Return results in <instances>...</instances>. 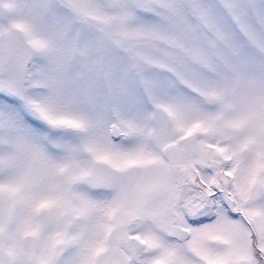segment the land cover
<instances>
[{"label": "snow or ice", "instance_id": "6c2138e0", "mask_svg": "<svg viewBox=\"0 0 264 264\" xmlns=\"http://www.w3.org/2000/svg\"><path fill=\"white\" fill-rule=\"evenodd\" d=\"M0 264H264V0H0Z\"/></svg>", "mask_w": 264, "mask_h": 264}]
</instances>
